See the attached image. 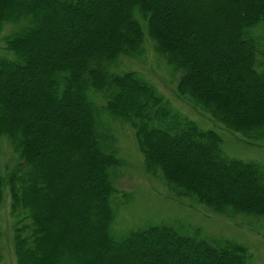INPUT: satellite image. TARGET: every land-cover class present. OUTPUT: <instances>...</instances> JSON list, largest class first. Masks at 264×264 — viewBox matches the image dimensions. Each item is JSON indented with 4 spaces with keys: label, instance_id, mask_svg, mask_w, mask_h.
I'll use <instances>...</instances> for the list:
<instances>
[{
    "label": "trees",
    "instance_id": "obj_1",
    "mask_svg": "<svg viewBox=\"0 0 264 264\" xmlns=\"http://www.w3.org/2000/svg\"><path fill=\"white\" fill-rule=\"evenodd\" d=\"M143 25L180 73L176 95L264 147V0H0V36L13 27L0 56V145L20 160L0 166V210L7 193L18 264H254L237 239L165 224L112 234L123 161L103 113L131 125L147 171L177 196L264 220V163L229 156L218 131L173 114L135 70H116L144 55Z\"/></svg>",
    "mask_w": 264,
    "mask_h": 264
},
{
    "label": "rangeland",
    "instance_id": "obj_2",
    "mask_svg": "<svg viewBox=\"0 0 264 264\" xmlns=\"http://www.w3.org/2000/svg\"><path fill=\"white\" fill-rule=\"evenodd\" d=\"M12 29V26L7 27L0 36V56L5 53L3 38ZM144 31L146 39H149L145 44L144 55L139 59L123 58L116 70H135L160 91L173 114L187 117L203 129L218 131L223 138L222 149L229 156L264 163V147L248 145L240 134L228 131L222 123L194 109L176 95L180 73H174L165 58L156 52L145 26ZM6 55L13 56L11 53ZM96 101L100 106L105 103L101 97H96ZM101 116L103 123H108L111 129L119 149L118 156L123 161L115 180L117 191L112 196L115 219L111 230L116 238L122 239L129 232L139 228L165 224L183 234L198 238H231L245 242L252 249L253 263L264 264V220L260 219L261 217L247 218L238 214L229 219L191 198L177 196L160 175L147 171L144 156L131 125L119 119L113 121L105 113ZM19 162L18 155L4 138L0 145L2 170L9 172ZM15 220L16 217L11 214V199L6 193L0 210L2 264H18L12 229Z\"/></svg>",
    "mask_w": 264,
    "mask_h": 264
}]
</instances>
